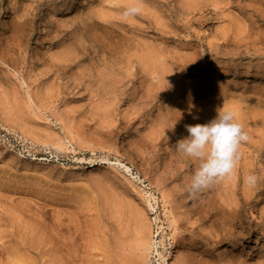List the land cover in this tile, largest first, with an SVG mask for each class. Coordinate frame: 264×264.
<instances>
[{
    "label": "rangeland",
    "instance_id": "obj_1",
    "mask_svg": "<svg viewBox=\"0 0 264 264\" xmlns=\"http://www.w3.org/2000/svg\"><path fill=\"white\" fill-rule=\"evenodd\" d=\"M132 3L0 0V264H264V0ZM223 106L250 140L192 195Z\"/></svg>",
    "mask_w": 264,
    "mask_h": 264
},
{
    "label": "clouds",
    "instance_id": "obj_2",
    "mask_svg": "<svg viewBox=\"0 0 264 264\" xmlns=\"http://www.w3.org/2000/svg\"><path fill=\"white\" fill-rule=\"evenodd\" d=\"M141 12L142 0H133L122 15L128 18ZM217 113L209 123L185 125L189 135L174 145L177 153L199 162L189 186L192 195L230 177L241 159L242 144L250 140L235 111L223 106L217 109ZM258 181L259 177L253 173L244 177V183L248 186H255Z\"/></svg>",
    "mask_w": 264,
    "mask_h": 264
},
{
    "label": "bare ground",
    "instance_id": "obj_3",
    "mask_svg": "<svg viewBox=\"0 0 264 264\" xmlns=\"http://www.w3.org/2000/svg\"><path fill=\"white\" fill-rule=\"evenodd\" d=\"M153 248H154V245H153Z\"/></svg>",
    "mask_w": 264,
    "mask_h": 264
}]
</instances>
